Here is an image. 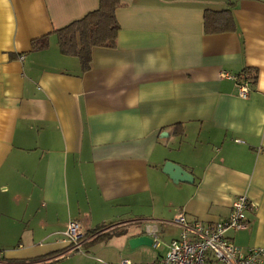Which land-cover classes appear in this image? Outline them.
<instances>
[{"label":"crops","instance_id":"obj_1","mask_svg":"<svg viewBox=\"0 0 264 264\" xmlns=\"http://www.w3.org/2000/svg\"><path fill=\"white\" fill-rule=\"evenodd\" d=\"M119 2L115 47H93L83 70L56 30L99 0H0V264L143 263L128 240L146 226L153 262L178 214L222 221L238 195L255 209L227 236L264 246V0ZM228 15L230 30H205ZM70 221L85 238L67 254Z\"/></svg>","mask_w":264,"mask_h":264},{"label":"built area","instance_id":"obj_2","mask_svg":"<svg viewBox=\"0 0 264 264\" xmlns=\"http://www.w3.org/2000/svg\"><path fill=\"white\" fill-rule=\"evenodd\" d=\"M239 81V95L245 98L249 92L248 81L246 78ZM251 209H255V204L246 195H238L228 217L222 221L205 223L178 214L173 223L180 227V235L167 245L160 259L146 263L121 259L118 263L106 264H264V246L242 249L227 236L229 230L247 227L246 213ZM145 230L153 240L152 245L158 247L155 229L146 226ZM63 235L70 246L67 254L81 250L85 233L78 222L70 221Z\"/></svg>","mask_w":264,"mask_h":264},{"label":"trees","instance_id":"obj_3","mask_svg":"<svg viewBox=\"0 0 264 264\" xmlns=\"http://www.w3.org/2000/svg\"><path fill=\"white\" fill-rule=\"evenodd\" d=\"M120 6L119 0H99L96 10L87 13L82 18L75 20L67 26L56 30L60 52L64 55L76 56L79 58L83 70H87L91 61L93 47L114 48L116 45L119 24L115 11ZM206 15V14H205ZM205 16V30L219 31L233 28L230 16L223 17L221 26H212ZM45 45V40L34 42L35 48ZM256 77H252L254 79ZM103 235V234H102ZM100 236V235H99ZM110 236L105 234L102 237H95L93 240H100Z\"/></svg>","mask_w":264,"mask_h":264},{"label":"water","instance_id":"obj_4","mask_svg":"<svg viewBox=\"0 0 264 264\" xmlns=\"http://www.w3.org/2000/svg\"><path fill=\"white\" fill-rule=\"evenodd\" d=\"M163 172L167 174L172 180L177 182H192L190 174L183 170L180 166L172 163L166 162L163 166ZM132 237L128 240L129 247L134 249L139 246H152V238L147 234Z\"/></svg>","mask_w":264,"mask_h":264},{"label":"rangeland","instance_id":"obj_5","mask_svg":"<svg viewBox=\"0 0 264 264\" xmlns=\"http://www.w3.org/2000/svg\"><path fill=\"white\" fill-rule=\"evenodd\" d=\"M105 230H107V227L106 228H102L101 230H98V231H96V233H94V234H92L91 236H95V237H98L99 235H101V234H103L104 232H106ZM115 229H113L112 231H114ZM85 237V236H84ZM145 248H146V251L145 252H143V263H146V262H148L149 260L148 259H150L151 258V256L153 255V253L155 252L154 250L155 249H153V247L152 246H145ZM102 257V256H101Z\"/></svg>","mask_w":264,"mask_h":264}]
</instances>
